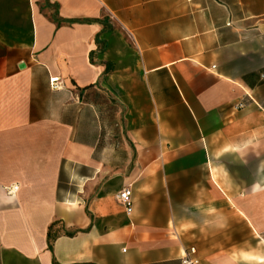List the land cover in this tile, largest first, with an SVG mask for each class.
Masks as SVG:
<instances>
[{
    "label": "crops",
    "instance_id": "crops-1",
    "mask_svg": "<svg viewBox=\"0 0 264 264\" xmlns=\"http://www.w3.org/2000/svg\"><path fill=\"white\" fill-rule=\"evenodd\" d=\"M185 257L264 264V0H0V264Z\"/></svg>",
    "mask_w": 264,
    "mask_h": 264
},
{
    "label": "built area",
    "instance_id": "built-area-1",
    "mask_svg": "<svg viewBox=\"0 0 264 264\" xmlns=\"http://www.w3.org/2000/svg\"><path fill=\"white\" fill-rule=\"evenodd\" d=\"M49 87L52 90H58L61 88V82L58 80L57 77H51L49 78ZM17 190V185H11L8 189L7 192L8 193H12L15 192ZM130 195H131V190H130V186L124 187L122 188L116 198L117 200L123 205L125 213L129 214L131 212V199H130ZM190 253H194V250L191 249ZM183 263L185 264H195L196 260L193 258H188L185 257L183 259Z\"/></svg>",
    "mask_w": 264,
    "mask_h": 264
}]
</instances>
